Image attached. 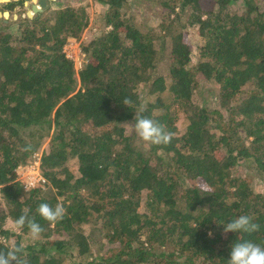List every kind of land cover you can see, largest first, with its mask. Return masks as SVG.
<instances>
[{"label":"trees","instance_id":"obj_1","mask_svg":"<svg viewBox=\"0 0 264 264\" xmlns=\"http://www.w3.org/2000/svg\"><path fill=\"white\" fill-rule=\"evenodd\" d=\"M96 1L105 27L88 40L82 8L0 17V250L22 243L25 264H227L234 242L264 246V0ZM133 3L157 26L136 22ZM189 27L203 41L195 63ZM136 114L171 142L139 140ZM45 142V184L26 192L18 168ZM41 203L62 204L63 219L43 220ZM22 214L38 239L16 229ZM240 215L260 230L225 234Z\"/></svg>","mask_w":264,"mask_h":264},{"label":"clouds","instance_id":"obj_2","mask_svg":"<svg viewBox=\"0 0 264 264\" xmlns=\"http://www.w3.org/2000/svg\"><path fill=\"white\" fill-rule=\"evenodd\" d=\"M141 108L143 106L142 98ZM123 105L129 106L134 101L129 97L123 99ZM129 124V123H124ZM134 130L135 136L148 144L152 145H167L174 137V133L168 131L166 126L160 124L153 119L136 114L134 122L130 123ZM30 150V146L28 149ZM29 190V186L25 185V191ZM66 209L62 204L57 203L52 206L49 203H41L37 208L38 215L50 224L63 219ZM16 229H23L25 226L28 228V234L33 240H36L43 233L44 228L36 222L35 218H30L27 215H20L14 221ZM260 230V225L254 222V217L250 215H240L226 225H224V233H254ZM23 253V244L14 246L7 251L0 250V264H25V261L21 259ZM227 264H264V246L253 241L234 242L231 246L230 258L227 260Z\"/></svg>","mask_w":264,"mask_h":264},{"label":"rangeland","instance_id":"obj_3","mask_svg":"<svg viewBox=\"0 0 264 264\" xmlns=\"http://www.w3.org/2000/svg\"><path fill=\"white\" fill-rule=\"evenodd\" d=\"M11 1H23V5L16 6L13 10H7L2 6V9H0V13H9V17L5 18L3 17L6 22L9 21H16L19 18L22 20L26 19L28 17V13H32L35 17L36 14L32 12V7L35 5L37 7L39 6L40 0L34 3V0H0V3L4 5L5 3H9ZM48 3V7L46 10H44L45 16H53L58 11L65 9L69 6L74 7L75 9H84L85 13L87 14L88 18V28L85 31V34L83 35L84 40L90 39L93 35L97 34L100 29H104L105 27V19L104 15L106 11L108 10L107 6H103L102 4H99L96 0H46ZM234 9H237V4L233 6ZM132 11L136 12V22L139 24H147L149 26H157V21L159 20L158 16H155L153 14V11L150 10L147 7L141 6V4L135 5L133 3L132 5ZM16 17V18H15ZM29 18V17H28ZM32 18V19H33ZM31 19V18H30ZM19 30V26L17 24H14L11 26V32L16 33ZM106 30H108L106 28ZM188 39L190 41V46L192 48V58L193 62H197L199 58V47L202 45L203 41L198 36V33L193 28H187L185 30ZM82 39V40H83ZM65 51L67 52V56L70 57L75 62L76 68L80 69V66L82 65L83 60H85V57H83V54L81 52V45L80 40L76 39H70L68 41V44L65 46ZM209 86V85H205ZM48 142V141H47ZM143 149V147H142ZM44 150H48V144L45 142L43 147L39 151L33 155L32 159L30 160V164L28 165H21L18 168V177L20 181L26 182L28 180V176H34L32 180L38 179V176H42L40 173V159L41 154ZM70 169L75 173V175H78V165L71 161L69 163ZM45 182H41L39 185H44ZM38 185V186H39ZM259 189L263 190V185L260 184ZM28 192V191H27ZM145 197V195H144ZM3 207V202L0 198V209ZM90 232V229H86V233ZM101 255H104V253Z\"/></svg>","mask_w":264,"mask_h":264},{"label":"water","instance_id":"obj_4","mask_svg":"<svg viewBox=\"0 0 264 264\" xmlns=\"http://www.w3.org/2000/svg\"><path fill=\"white\" fill-rule=\"evenodd\" d=\"M4 1H7V0H4ZM38 4H39L40 7H37V6H33V7H32V12H33L34 14L42 13V12H44V10H46V8L48 7V3H47L46 0H40ZM33 16H34L33 14L28 13V17H29V18L32 19ZM0 17L8 18V17H9V13H4V14L0 13ZM15 18H16V17H15Z\"/></svg>","mask_w":264,"mask_h":264},{"label":"built area","instance_id":"obj_5","mask_svg":"<svg viewBox=\"0 0 264 264\" xmlns=\"http://www.w3.org/2000/svg\"><path fill=\"white\" fill-rule=\"evenodd\" d=\"M34 178V176H28V180L26 182H23L22 180V184L24 186L25 189V185L29 186V190L30 191L32 188L37 187L41 182H45V180L43 179L42 176H38V179L32 180Z\"/></svg>","mask_w":264,"mask_h":264},{"label":"bare ground","instance_id":"obj_6","mask_svg":"<svg viewBox=\"0 0 264 264\" xmlns=\"http://www.w3.org/2000/svg\"><path fill=\"white\" fill-rule=\"evenodd\" d=\"M37 1L34 0V3H36ZM35 6V5H34ZM31 14V13H30Z\"/></svg>","mask_w":264,"mask_h":264}]
</instances>
